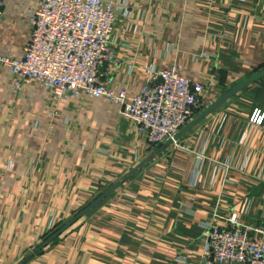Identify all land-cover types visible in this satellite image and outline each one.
Returning a JSON list of instances; mask_svg holds the SVG:
<instances>
[{
  "label": "crops",
  "instance_id": "obj_1",
  "mask_svg": "<svg viewBox=\"0 0 264 264\" xmlns=\"http://www.w3.org/2000/svg\"><path fill=\"white\" fill-rule=\"evenodd\" d=\"M41 6L4 0L0 58H24ZM111 50L104 82L116 92L138 95L149 68L201 84L196 123L153 150L115 102L18 86L0 61V264H207L208 223L237 214L264 227V78L198 120L264 71V0H127Z\"/></svg>",
  "mask_w": 264,
  "mask_h": 264
},
{
  "label": "built area",
  "instance_id": "obj_2",
  "mask_svg": "<svg viewBox=\"0 0 264 264\" xmlns=\"http://www.w3.org/2000/svg\"><path fill=\"white\" fill-rule=\"evenodd\" d=\"M127 0H42L32 15V32L22 60L0 59L13 69L17 85L42 82L57 99L69 96L105 97L148 134L157 149L195 118L203 86L172 66L149 68L146 86L136 96L116 92L104 82L103 68L112 60L111 43L116 5ZM4 0H0V17ZM256 110L251 122L258 124ZM176 143V142H174ZM224 226L208 223L207 264H264V227L246 225L237 214Z\"/></svg>",
  "mask_w": 264,
  "mask_h": 264
},
{
  "label": "water",
  "instance_id": "obj_3",
  "mask_svg": "<svg viewBox=\"0 0 264 264\" xmlns=\"http://www.w3.org/2000/svg\"><path fill=\"white\" fill-rule=\"evenodd\" d=\"M264 78V71L259 72L253 76H251L250 78H248L247 80H245L244 82H242L241 84H239L238 86H236L235 88H233L232 90L226 92L224 94V96L222 98H220L215 104H213L210 108H208V110H206V112L200 116V118L198 119L199 121L202 120L205 116H207L208 114H210L212 111H214L219 105L223 104L224 102H226L227 100H229L230 98H232L233 96H235L237 93H239L240 91L244 90L245 88H247L248 86L254 84V83H258L260 82L261 79ZM197 120V121H198ZM195 122L190 123L186 128H184L179 134H177L174 139L169 140L167 143H165V146H171L172 144H174V142H177L180 137L187 132L190 128H192L194 126ZM120 187V184H117L115 186H113L108 192H106L105 194H103L101 197H99L97 200H95L92 204H90L87 208H85L78 216H76V218H74L71 222H69L68 224H66L63 228H61L56 234L55 236H59L61 235L63 232H65L66 230H68L72 225H74L80 218H82L85 214H87L90 210H92L96 205H98L100 202H102L105 198H107L108 196H110L117 188Z\"/></svg>",
  "mask_w": 264,
  "mask_h": 264
},
{
  "label": "trees",
  "instance_id": "obj_4",
  "mask_svg": "<svg viewBox=\"0 0 264 264\" xmlns=\"http://www.w3.org/2000/svg\"><path fill=\"white\" fill-rule=\"evenodd\" d=\"M47 243H48V242H47ZM47 243L45 242L43 246H39V248H37V249L35 250V252H38V251H40L42 248H44V247H45V245H46Z\"/></svg>",
  "mask_w": 264,
  "mask_h": 264
},
{
  "label": "rangeland",
  "instance_id": "obj_5",
  "mask_svg": "<svg viewBox=\"0 0 264 264\" xmlns=\"http://www.w3.org/2000/svg\"><path fill=\"white\" fill-rule=\"evenodd\" d=\"M0 59H2V58H0ZM45 242H47V240L46 241H44L42 244H44ZM38 246H43V245H38ZM37 247V246H36ZM39 248V247H38ZM30 256H28V258H29Z\"/></svg>",
  "mask_w": 264,
  "mask_h": 264
}]
</instances>
